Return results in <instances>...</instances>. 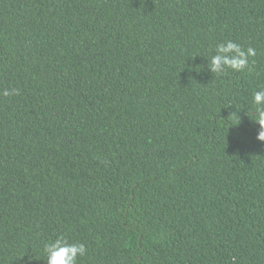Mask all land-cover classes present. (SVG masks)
Returning <instances> with one entry per match:
<instances>
[{
    "label": "trees",
    "instance_id": "trees-1",
    "mask_svg": "<svg viewBox=\"0 0 264 264\" xmlns=\"http://www.w3.org/2000/svg\"><path fill=\"white\" fill-rule=\"evenodd\" d=\"M232 40L257 51L217 76ZM0 264H264V0H0Z\"/></svg>",
    "mask_w": 264,
    "mask_h": 264
},
{
    "label": "clouds",
    "instance_id": "clouds-1",
    "mask_svg": "<svg viewBox=\"0 0 264 264\" xmlns=\"http://www.w3.org/2000/svg\"><path fill=\"white\" fill-rule=\"evenodd\" d=\"M255 48H242L240 44L225 40L216 44L213 54L207 59V70L217 76L224 75L228 70L242 72L250 63V58L255 57ZM18 94L17 89H4L0 96L9 97ZM251 120L259 126L256 140L264 142V89L257 90L251 97ZM45 264H77L78 257L86 255L87 249L82 243H69L63 235L49 241L43 247Z\"/></svg>",
    "mask_w": 264,
    "mask_h": 264
}]
</instances>
